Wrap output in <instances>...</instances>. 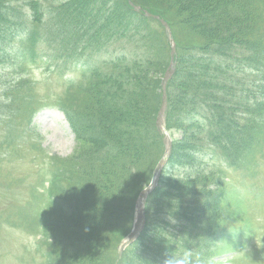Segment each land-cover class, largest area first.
Here are the masks:
<instances>
[{
	"label": "trees",
	"instance_id": "trees-1",
	"mask_svg": "<svg viewBox=\"0 0 264 264\" xmlns=\"http://www.w3.org/2000/svg\"><path fill=\"white\" fill-rule=\"evenodd\" d=\"M172 2L181 25L200 41L191 46L178 43L177 70L168 83V128L180 138L174 140L169 165L154 193V214L148 217L138 241L117 261L118 247L131 230L134 204L143 186L141 176L153 171L164 152L155 123L161 77L168 70L170 53L159 23L161 50L168 51L164 60L159 54V70H151L149 64L129 63L127 53L108 63L106 70L96 72L83 104L74 110L65 107L76 139L95 147L85 150L94 152L91 157L95 158H77L74 163L73 173L78 176L75 194L82 195L75 199L76 209L62 231L50 229V264H199L214 257L215 239L222 241L224 183L214 170L215 178L204 171L200 158L222 154L232 168L247 167L261 145L263 1ZM43 4L41 0L28 1L31 18L38 24L45 19L50 41L60 40L66 53H78L79 49L99 53L126 43V39L139 38L144 43L145 30L153 21L144 11L136 10L139 5L171 21L157 7L140 0H65L55 7ZM20 18L18 7L13 9L0 0V53L15 48L14 38L21 42ZM0 59L6 61V54H0ZM243 59L250 64L248 74L236 64ZM7 102L1 100L0 113L7 111ZM118 219H125L123 232L116 227Z\"/></svg>",
	"mask_w": 264,
	"mask_h": 264
},
{
	"label": "rangeland",
	"instance_id": "rangeland-1",
	"mask_svg": "<svg viewBox=\"0 0 264 264\" xmlns=\"http://www.w3.org/2000/svg\"><path fill=\"white\" fill-rule=\"evenodd\" d=\"M7 1L13 7L24 8L29 0ZM140 1L157 7L171 20L179 42L190 43L191 46L192 43L200 41L187 27L181 25V18L172 0ZM262 1L260 9L264 21V0ZM44 5L47 7V3ZM23 19L24 27L30 31L38 30L40 38L44 41L35 46L26 42L24 46L15 47L11 52L4 53L7 60H0V97L3 95L10 97L16 115H24L33 121V129L37 134L35 150L31 151L29 130L25 128L21 119H17L10 130L14 138L19 135V146L12 147V154L21 155L19 158L22 160L18 161L35 170L36 174L30 177L33 192L28 210L17 214L15 212L17 209H5L2 208V204L0 206V264H44V247L39 238L42 217L51 209L46 197L47 183L49 184L54 176H60L63 171L65 175L57 183V189L60 193H73V184L66 178L69 171L66 160L69 157L74 160L87 153L85 150L93 148L91 144L84 145L75 139L61 107L68 98H72L76 105L83 104L86 99L85 89L92 81L91 78H87L88 70L104 61L110 62L114 57L112 53H115L105 52L91 58L85 57L81 61H66V56L59 59L57 45L47 36L46 26L36 28L31 23L29 13ZM261 32L264 37V22L261 25ZM158 34V29L151 26L145 30L144 43L135 38L133 41L127 40L120 48L125 49V53H139L132 56L133 62L149 64L151 70L157 71L159 54L162 53L164 60L167 53V50H161ZM116 53L121 51L117 50ZM204 54L208 56L210 53ZM212 59L216 60L217 56H213ZM236 64L243 74L250 72L248 61L243 59ZM5 81H13L11 84L14 86H3ZM235 107L233 105L231 108ZM260 144V149L257 155L254 154L255 159L251 164L236 172L227 169L232 181L229 193L231 196L228 197L225 207L237 210L235 218L240 221L226 223L224 230L230 232L232 226L243 229L245 238L250 240L246 249L237 254L234 264H264V129L261 132ZM9 168L10 166H6V169ZM4 178L6 176L0 174V200L4 197H13L18 185L9 182L7 179L10 177ZM145 178L146 174L142 176L141 181ZM28 196L26 193L27 200ZM16 202L13 203L18 205ZM118 220L120 222L123 219ZM16 221L22 228L15 227ZM118 229L123 232L122 228ZM233 257L230 254L220 255L213 264H231ZM246 258H249V261L242 262Z\"/></svg>",
	"mask_w": 264,
	"mask_h": 264
}]
</instances>
